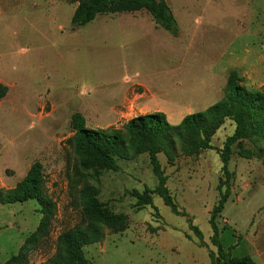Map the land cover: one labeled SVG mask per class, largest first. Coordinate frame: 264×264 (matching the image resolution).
<instances>
[{
  "label": "rangeland",
  "instance_id": "374dc122",
  "mask_svg": "<svg viewBox=\"0 0 264 264\" xmlns=\"http://www.w3.org/2000/svg\"><path fill=\"white\" fill-rule=\"evenodd\" d=\"M178 33L156 26L145 11L97 15L72 27L74 0H0V190L15 186L33 161L43 167L51 202L47 235L25 251V264H44L59 233L94 224L101 236L82 247L92 264H209L215 251L208 223L224 179L219 150L235 123L225 118L209 136L175 137L157 153L174 214L152 194L136 205L131 192L154 188L147 152L116 156V170L85 167L67 139L70 116L88 128H121L129 119L161 111L171 124L223 96L235 69L250 89L264 90V0H166ZM229 196L216 218L231 253L264 264V137L232 145ZM91 187L96 203L81 193ZM222 186V191L225 190ZM44 213L38 198L0 202V264L16 255Z\"/></svg>",
  "mask_w": 264,
  "mask_h": 264
},
{
  "label": "trees",
  "instance_id": "16d2710c",
  "mask_svg": "<svg viewBox=\"0 0 264 264\" xmlns=\"http://www.w3.org/2000/svg\"><path fill=\"white\" fill-rule=\"evenodd\" d=\"M76 6L70 18L72 27L84 26L95 19L97 15L134 13L145 11L156 26L162 27L172 35H177L178 28L170 6L166 0H74ZM8 92V86L0 82V100ZM231 119L235 123L233 133L226 137L219 150L221 171L224 176L217 184L219 197L212 206L208 223L212 230L211 243L215 251H209V264H256L248 255H233L228 248H224L218 229L216 218L224 208L229 196L228 180L231 172L228 162L232 152V145L244 139L258 136L264 137V90L250 89L244 84L243 77L237 70L231 69L225 80L223 96L205 109L185 114L176 124L167 121L161 111L137 115L127 120L121 128H88L84 116L80 112H73L70 116L72 135L67 139L72 152L81 159L85 167L95 166L116 170L118 165L116 156L125 157L129 152H147L153 174L157 178L154 188H145L142 192L133 190L136 205H152V194L158 195L170 210L185 216L189 227L198 239V245H205L202 233L192 224L188 214L178 207L169 189L166 186V176L157 159V153L169 149L174 144L175 137L184 139L186 135H202L198 146L207 149L209 136L224 121ZM43 167L39 161H33L24 176L14 187L2 192L0 202H25L38 198L42 203L44 216L36 230L27 238L16 255H13L6 264H25V251L36 246L40 237L47 235L48 216L51 202L44 193ZM225 190L222 191V186ZM81 193L90 206L96 203L91 187H84ZM99 226L94 224L75 226L58 234L55 253L44 264H92L85 258L82 247L95 242L101 236Z\"/></svg>",
  "mask_w": 264,
  "mask_h": 264
},
{
  "label": "crops",
  "instance_id": "0c3cea01",
  "mask_svg": "<svg viewBox=\"0 0 264 264\" xmlns=\"http://www.w3.org/2000/svg\"><path fill=\"white\" fill-rule=\"evenodd\" d=\"M139 12V11H138ZM134 13H136V12H134Z\"/></svg>",
  "mask_w": 264,
  "mask_h": 264
}]
</instances>
